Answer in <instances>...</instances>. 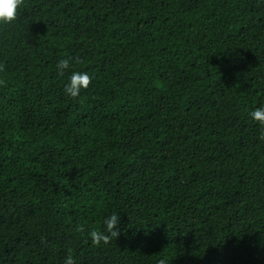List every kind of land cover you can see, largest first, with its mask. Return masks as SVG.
<instances>
[{
	"label": "trees",
	"instance_id": "1",
	"mask_svg": "<svg viewBox=\"0 0 264 264\" xmlns=\"http://www.w3.org/2000/svg\"><path fill=\"white\" fill-rule=\"evenodd\" d=\"M261 104V0H24L0 25V264H264Z\"/></svg>",
	"mask_w": 264,
	"mask_h": 264
},
{
	"label": "clouds",
	"instance_id": "2",
	"mask_svg": "<svg viewBox=\"0 0 264 264\" xmlns=\"http://www.w3.org/2000/svg\"><path fill=\"white\" fill-rule=\"evenodd\" d=\"M264 3V0H261ZM24 6V0H0V25H7L15 21L19 10ZM70 68V59H60L56 64V69L61 75ZM91 76L86 71H71L67 83L64 84L63 91L66 95L76 98L82 90L88 89L91 83ZM249 117L257 122L260 132L259 139L264 141V104L255 107L248 113ZM120 214L112 213L103 220L100 230L92 229L88 233L89 241L94 246L107 245L112 238H117L120 234L119 229ZM63 264H76L72 250L68 249ZM161 264H164L161 261Z\"/></svg>",
	"mask_w": 264,
	"mask_h": 264
}]
</instances>
